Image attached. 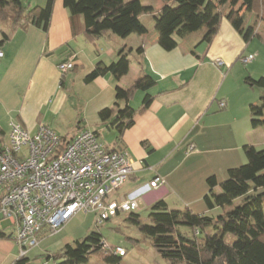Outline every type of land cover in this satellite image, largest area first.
<instances>
[{
  "label": "crops",
  "instance_id": "crops-1",
  "mask_svg": "<svg viewBox=\"0 0 264 264\" xmlns=\"http://www.w3.org/2000/svg\"><path fill=\"white\" fill-rule=\"evenodd\" d=\"M32 1L22 4L33 8L47 2ZM146 17H141L142 22ZM6 24L0 35V143L7 140L11 121L31 132L45 124L65 138L54 124L65 114L73 115L76 129L68 141L83 131L97 132L98 137L108 131L113 141L105 147L127 152L132 161L133 173L117 196L134 195L139 208L150 209L158 201L173 209L170 200L176 198L194 213H198L194 206H200L198 214L207 210L203 201L207 179L215 176L223 182L220 178L245 159L244 147H257L250 135L258 128L251 127L247 106L242 102L238 107L231 93L232 80L241 84L247 74L255 76L253 66L240 68L241 56L252 53L226 18L210 44L203 42L206 30L202 29L201 36L196 32L179 39L172 51L158 44L156 29L124 39L107 33L90 40L82 33V20L73 22L62 0L55 2L47 33L34 26L23 30ZM121 50L131 61L126 76L118 80L107 75L86 82L98 63L117 61ZM217 59L225 66L215 65ZM65 62H72L74 69L63 74L59 66ZM146 74L155 78L156 85L147 92L136 91L130 105L139 110L147 94L152 102L118 139L115 129L101 123L99 113L114 104L117 86L131 88ZM221 101L226 103L224 109ZM191 145L194 150L189 152ZM157 177L165 183L151 189ZM4 224L0 220L1 229Z\"/></svg>",
  "mask_w": 264,
  "mask_h": 264
},
{
  "label": "trees",
  "instance_id": "trees-1",
  "mask_svg": "<svg viewBox=\"0 0 264 264\" xmlns=\"http://www.w3.org/2000/svg\"><path fill=\"white\" fill-rule=\"evenodd\" d=\"M47 0L43 7H24L21 0H0V19L23 30L31 26L48 32L55 2ZM71 20H82V33L90 40H97L107 33L119 38L133 34L144 35L148 28L142 22L143 15H153L158 33V44L166 51L177 48L178 40L205 29L203 42L210 44L218 33L221 21L226 18L248 44L255 36L254 26L245 28L244 11L258 14L264 21V0H162L163 6L155 10L144 5L142 0H62ZM228 6V10H224ZM7 38V37H6ZM1 45V43H0ZM138 53L143 49L139 48ZM129 54L121 50L117 61L110 64L98 63L87 76L86 82L112 75L120 80L130 71ZM151 75H144L131 88L117 86L116 98L111 107L99 113L103 125L115 129L118 139L135 123L137 114L148 109L152 97L147 94L139 110L130 102L136 91L147 92L156 85ZM251 87L264 89V78L245 79ZM251 125L254 129L264 126V96L259 105L249 108ZM98 136V133L95 132ZM247 164L229 169L228 177L219 183L215 176L207 179L208 191L203 201L208 211L233 206L228 212L210 217L169 209L164 201L151 208V224L143 226L140 216L130 213L129 221L140 227L151 239L152 247L164 259L182 264H264V149L245 146ZM220 192L217 193L216 190ZM187 228L192 236H187ZM210 228L215 235L200 234ZM230 234L236 241L229 244L225 236ZM5 229L0 228V240H11ZM103 236L91 233L82 240L64 245L55 255L48 256L47 264H89L93 256H100L108 264H120L122 257L112 252L105 253ZM113 250L115 247H112ZM13 264H30L27 257H20Z\"/></svg>",
  "mask_w": 264,
  "mask_h": 264
},
{
  "label": "built area",
  "instance_id": "built-area-1",
  "mask_svg": "<svg viewBox=\"0 0 264 264\" xmlns=\"http://www.w3.org/2000/svg\"><path fill=\"white\" fill-rule=\"evenodd\" d=\"M3 53L0 50V58ZM257 56H241L249 65ZM215 65L225 66L217 59ZM74 69L72 62L59 66L61 73ZM221 109L226 103L221 101ZM194 146L189 147V152ZM133 173L127 152L110 150L93 131H83L67 140L47 125L36 132L11 121L7 140L0 143V220L13 228L20 257L39 246L45 234L55 235L77 212L97 215L100 226L121 214L139 209L134 195L114 196ZM165 182L157 177L149 187ZM105 253L125 257L127 251L103 242Z\"/></svg>",
  "mask_w": 264,
  "mask_h": 264
},
{
  "label": "rangeland",
  "instance_id": "rangeland-1",
  "mask_svg": "<svg viewBox=\"0 0 264 264\" xmlns=\"http://www.w3.org/2000/svg\"><path fill=\"white\" fill-rule=\"evenodd\" d=\"M21 1L25 6H28L29 3L33 2L32 0ZM142 1L144 5L150 3L154 7L161 8L163 6L162 0H155L152 2L150 0ZM224 10L227 11L228 6H225ZM242 14L244 15L245 28H249L252 26L256 28L255 36L249 43V52L255 54L257 58L253 63L249 65H242L241 63L240 68L246 70L248 68H252L253 66L252 70L254 71L255 76L247 74V76L242 80L241 84H238L236 80H232L231 93L233 94L234 99H236L235 102L238 107L239 104L241 105L243 102L244 106H247V109L249 111L250 105H259L261 102V98L264 96L263 88L258 86L251 87L249 84L245 83V79L249 77L253 80L264 78V21H259L258 14L255 11H244ZM143 22L149 30L153 31L156 29L153 15L148 14V17L144 18ZM8 26L9 25H7L6 22H3L0 19V35H2V30L4 29V27ZM202 31L197 32L196 34L201 36L203 34H201ZM76 123L77 121L75 120L73 115L65 114L63 117L58 119L54 125L58 129L60 135L64 136L67 139V137L69 138L73 135L74 130L76 129ZM257 130V133H253V135H250V138L252 139V141H256L257 147L255 148L257 150H262L264 149V126L259 127ZM99 140L104 146L108 147L109 143L113 141L112 133L103 131L102 133H100ZM247 162L248 160L245 155V159L238 162L234 167H241L243 165H246ZM227 177L228 174H224V176L220 178V181L226 180ZM125 190L126 188H123L122 192H124ZM216 192L219 193L220 190L217 189ZM117 195L118 194L114 193L112 197ZM170 202L172 207H175L173 208L175 210L184 211L187 209V207L184 206V202L182 200L174 198L170 200ZM239 202L240 201L237 200L233 206L217 208L213 211L205 210L204 214L216 218L217 216L224 214L234 208ZM201 206L203 207L202 204ZM199 207L200 206H194L195 210L198 213H201L199 211H201L202 208ZM136 214L140 216V220L143 226L151 224L150 208L141 206L137 210ZM129 217L130 213L121 214L118 217L100 226H97L96 214H85L84 212H77L67 223L63 225L60 232L55 235L45 234L41 238L39 246L32 249L26 257L29 259L30 264H47V257L50 255L53 256L58 253L64 245L73 243L76 240H82L89 236L91 233L97 232L103 236V239L108 245L112 247H121L127 251V255L121 258L120 264H182L181 262H170L164 259L163 256L152 247L151 239L141 231L140 227L131 223L128 220ZM4 225L6 233L12 234L14 238L15 232L13 228L9 227L10 225L8 222H5ZM182 231L185 232L187 236H192V233L189 231V229L182 228ZM207 234L215 235V231L208 228L206 232L200 234L199 239H203ZM224 239L229 244L236 241V238L230 234H227ZM19 257L20 250L14 240L0 241V264H11L12 262H15V260ZM89 264L108 263H106L100 256H93Z\"/></svg>",
  "mask_w": 264,
  "mask_h": 264
}]
</instances>
